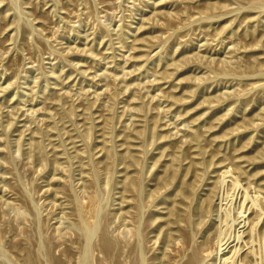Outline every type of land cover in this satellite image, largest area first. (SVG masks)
<instances>
[{
  "label": "rangeland",
  "instance_id": "1",
  "mask_svg": "<svg viewBox=\"0 0 264 264\" xmlns=\"http://www.w3.org/2000/svg\"><path fill=\"white\" fill-rule=\"evenodd\" d=\"M0 264H264V0H0Z\"/></svg>",
  "mask_w": 264,
  "mask_h": 264
}]
</instances>
